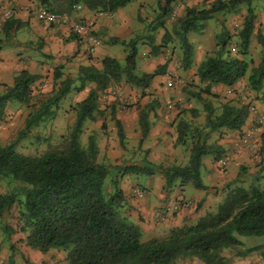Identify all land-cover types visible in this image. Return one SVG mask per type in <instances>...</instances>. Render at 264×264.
Wrapping results in <instances>:
<instances>
[{
    "label": "trees",
    "instance_id": "trees-1",
    "mask_svg": "<svg viewBox=\"0 0 264 264\" xmlns=\"http://www.w3.org/2000/svg\"><path fill=\"white\" fill-rule=\"evenodd\" d=\"M36 1L40 5L37 8L51 12L64 10L57 7L60 1ZM129 1L68 0L67 4L71 8L74 3L81 2L91 10L111 12ZM177 1H157L156 25H162L165 16L171 12L172 4ZM250 4L251 0H212L206 8L185 7L171 27V34L180 50L178 65L187 69L191 64L192 49L187 33H199L207 19L221 11L237 12L239 6L245 7V14L236 30L234 46L236 54L245 55L254 19ZM227 34L221 26L215 36V49L196 66L198 80L206 82L201 90L209 94L210 85L230 86L246 76L247 87L264 104V36L256 35L262 49L258 63L249 68L248 61L229 54ZM168 36L165 32L161 44L151 45V51L157 52L159 47L165 46L169 42ZM135 56L136 50L131 46L122 63L106 56L101 59L100 68L92 64L80 65L73 77L61 78L62 72L57 66L53 69L52 85L47 93H32L31 88L39 75L25 69L13 75L11 84H0V122L11 101H17L28 110L20 136L54 116L60 100L71 90L78 92L87 84H93L85 97L72 105L75 120L70 131L61 136L59 147L30 156L17 152L13 142L0 144V186L4 188L0 191V227L6 236L15 230L4 221L14 208L16 230L23 234L25 245L42 253L49 249L61 251L63 260L55 264H174L179 259L192 257L202 264H226L224 253L240 245L238 236L264 234V186L258 185L257 175L244 185L242 174L237 173L232 183L224 188L214 210L206 211L191 224L171 227L163 236L144 241L140 239V227L129 218L123 207L124 195L118 178L158 172L163 178L162 189L165 192L175 184L208 188L200 179L201 158L210 154L217 160L223 149L215 141L208 143L207 140L212 133L220 137L223 130H239L248 117L247 105L225 101L215 113L210 103H203L206 114L200 127L178 119L175 141L188 146L184 165L154 164L144 157L136 163L105 164L97 160L98 148L93 133L87 135L85 145L82 146L79 140L83 122L95 121L103 114L97 102L100 91L123 80L130 88L144 94L150 80L164 72L168 61L166 59L163 64L156 65L151 72L137 73ZM110 119L118 144L124 148L122 126L113 107L110 108ZM137 123L140 144L149 128L146 110L138 111ZM259 153L264 160V135ZM261 166L264 168V163ZM106 176L111 186L104 192L102 186Z\"/></svg>",
    "mask_w": 264,
    "mask_h": 264
},
{
    "label": "crops",
    "instance_id": "crops-1",
    "mask_svg": "<svg viewBox=\"0 0 264 264\" xmlns=\"http://www.w3.org/2000/svg\"><path fill=\"white\" fill-rule=\"evenodd\" d=\"M67 1L56 0L60 3L57 7L64 9L61 12H66L75 19H84L99 11L91 10L81 2L74 3L79 4L80 9L73 10L72 6L68 7ZM157 1L130 0L111 12H101L93 25V34L100 39L101 44L89 51L87 44L74 37L66 25L47 24L36 19L32 13L40 7L36 0H0V12L5 9L11 11V16L0 26V84H11L13 75L25 69L29 73L39 75L31 88L32 93L48 92L52 85V72L55 67H60L61 78L73 77L80 65L92 64L100 68V61L106 56L122 63L131 46L136 50L137 73L151 72L156 65H161L168 59L164 72L153 76L145 87L144 94L135 88H130L123 80L111 83L106 89L100 91L97 102L103 114L95 121L85 120L81 134L87 136L93 133L97 137L99 145L97 160L105 164L136 163L144 157L154 164L184 165L188 158V146L175 141L177 136L175 125L178 119L200 127L206 114L203 103H210L214 108L213 100H221L223 103L231 98H234V101L241 100L240 103L243 104L247 103L248 108L251 102L256 109V114L264 111V104L256 99L254 92L247 87L246 76L230 86L210 85V92L206 94L201 90L206 82H200L195 75L198 63L215 49V36L220 32L221 26L229 35L226 46L229 54L248 61L249 68L255 66L262 49L256 40V35L264 36V9L253 11V29L245 55L236 54L234 46L236 30L240 28L245 14V7L239 6L237 12L221 11L209 18L215 20L218 26L212 32V36L207 37L204 33L209 19L204 22V27L199 33H187V40L192 49L191 64L187 69L178 65L177 69L173 70V62L169 58L178 59L180 50L171 34V27L183 14L185 7L206 8L212 0H179L172 4L171 12L165 16L160 26L156 25L155 19ZM165 32L169 34V42L159 47V51L152 52L151 45H160ZM119 44L121 50L118 48ZM165 55L168 57L164 58ZM169 75L177 78L171 87L165 85ZM120 86L122 88L128 86L133 95L138 92L137 98H134L135 102L130 101L131 105L127 108L129 112L117 110L114 99L109 95ZM90 87H93V84H87L78 92L71 90L62 98L68 110L72 111V105L83 99ZM198 99H201V102H198ZM100 102L106 105L103 106ZM9 103L6 109L10 108ZM170 103L175 105L173 109ZM165 104L167 108L164 107ZM13 107H11L13 113L24 120L28 110L18 102L15 108ZM112 107L113 111L117 110L114 113L122 126L124 148L119 147L118 141H115L116 143L111 141L108 144L104 139L106 132L102 123L103 120L106 121L107 116L110 118ZM141 109L147 111L149 128L142 142L138 144L140 129L137 119L138 111ZM217 111L215 108L214 112ZM253 116L255 114L248 113L247 119L239 130H223L221 136H216L213 140L223 149L220 158L225 160L226 170L222 168L224 169L222 171L218 168V159L215 160L212 155L207 163H204L201 158L199 174L201 182L208 186L206 189H197L190 184L183 186L175 184L165 192L162 189L163 178L158 172L143 175V181L134 175L118 178L119 187L124 195L123 207L129 218L138 224L142 234L148 237L163 236L171 227L191 224L206 211H211V207L216 205L223 194L221 190L212 189L210 186L214 185L216 180L228 178L233 171L235 175L237 161L242 159L248 162L245 151H241L240 140L235 135L249 127L251 124L249 122L254 120ZM110 123L113 126V121ZM104 124L108 125V122ZM112 126L107 127V130H111V133L114 130L113 133L116 135L115 127ZM214 135L216 133H212L211 137ZM230 136L233 138H229ZM127 141L129 144L135 142L136 146L127 149L125 143ZM207 142L209 143L210 140ZM136 188L141 189L137 196ZM16 231L18 230L15 229L6 236L0 227V264H3L6 259L13 264H55L63 260L64 255L61 251L49 249L42 253L27 247L23 241V235H17ZM239 240V246L225 251L226 264H264V242L244 245L240 237ZM174 264H202V262L192 257L179 259Z\"/></svg>",
    "mask_w": 264,
    "mask_h": 264
},
{
    "label": "rangeland",
    "instance_id": "rangeland-1",
    "mask_svg": "<svg viewBox=\"0 0 264 264\" xmlns=\"http://www.w3.org/2000/svg\"><path fill=\"white\" fill-rule=\"evenodd\" d=\"M251 6L254 10H263L264 9V0H251ZM217 23L215 22V20L213 19H209L206 22V26H205V31L204 33L206 34V36H212V32L215 31V29H217ZM177 46L178 43L176 42ZM170 45V44H169ZM118 48L121 50V45H118ZM139 51V48L137 49ZM138 51H137V55H138ZM136 57V56H135ZM138 57V56H137ZM168 57L167 55L164 56V58ZM138 59V58H137ZM169 59L172 60V65H173V70H176L178 67V59H176V57H170ZM175 77V76H173ZM175 79H177L175 77ZM33 87V86H32ZM130 92V93H129ZM40 93H47V92H40ZM34 95L39 94V92L35 91L33 93ZM114 100V102L116 103V106L118 107L117 110H123L124 112H129V110H127V108L130 107V101H133L132 103L135 102L134 98H137L136 95H138V92H136L135 95H133V92L131 93V89L128 86H125V88H122L121 86L115 90H113V93L109 94ZM198 102H201V99L197 100ZM214 101V108H219V106L221 105V100L218 101ZM228 101H230L231 103H235L237 105H247V103H240L241 100L238 101H234V98L228 99ZM16 101H11V103H9V107H7L6 111H5V115L3 118V121L0 122V144L4 145L7 144L8 142H13L14 143V148L17 152L23 154V155H30L33 156L35 154L41 153L42 151L49 149V148H57L60 146L61 143V136L68 133L70 131V127L73 124L74 120H75V115L73 113V111L68 110V108L65 106V102L64 99H62L59 102V109L56 111L55 115L52 116L51 118H47L44 121H42L41 123H39V125H37L36 127L31 128L28 132H26L23 136H20V130L23 128V124H24V120L19 118V116H17L15 113H13V110L11 107L15 108L16 106ZM101 105H106L103 102H100ZM172 105L171 109H173V103H170ZM251 107L254 108V112H251L249 110V113L255 114V116H253L254 120H251L249 123H251L249 125V127L244 130L242 133H238L236 134V138L238 140H240V136L245 132V131H249L251 133V142L254 145V150L252 152L251 150V143H249V145H244L241 144V151H245V156L248 160V162L243 161L242 159L237 161L236 166H237V172H235L234 175V171L231 172L232 174L228 175V178H225L224 180H216L214 181V185L210 186V188L212 189H216V190H221L222 194L224 193V188L232 183V178L235 179L237 173L242 174V177L244 179L243 184L246 185L247 183H249L250 181H252L253 176L257 175L259 177L258 180V185L259 186H264V168L261 166L264 163V160H262L260 158V153H259V146L261 144V139H262V135H264V111L260 112L259 114H256L257 112H255V107L253 106V104L250 102ZM165 108L166 104L164 105ZM120 108V109H119ZM117 110L114 112L116 113ZM114 113V114H115ZM116 116V114H115ZM112 120L107 116L106 117V121L103 120V123H107L108 125L104 124V130H105V142L106 143H111L117 142V136L113 133L114 130H112V133L110 132L111 130H107L110 126H112V124L110 123ZM108 127V128H107ZM114 127V124L113 126ZM107 130V131H106ZM95 136V135H94ZM217 135H214L210 138V141H213L214 139H216ZM226 137V136H225ZM86 135H79V140L83 145L86 144ZM229 138H233V136H230ZM95 140L97 142V137H95ZM116 141V142H115ZM127 145V149L130 147L131 149L136 146L135 142H132L131 144H129V142H125ZM98 143H97V148H98ZM120 147V146H119ZM129 148V149H130ZM211 155H204L202 157V161L204 163H207L210 159H211ZM123 164V163H121ZM115 165V164H113ZM172 165V164H171ZM225 167V166H224ZM224 167H218L219 169H221L222 171L225 169ZM242 167V168H241ZM224 168V169H222ZM226 170V169H225ZM132 175V174H130ZM144 174H137L134 176H138L139 179L141 181L142 177ZM125 176V175H124ZM231 179V180H229ZM226 180V181H225ZM221 181V182H220ZM110 183H109V177L106 176L104 181H103V190L104 192L108 191L110 189ZM4 188L1 185L0 186V191H3ZM136 191H141V189L136 188ZM135 191V195L137 196L138 193H136ZM124 206V205H123ZM215 205H213L211 207V210H214ZM4 221L10 225L12 228L16 229V221H15V209L12 208L10 210V213L8 214V216L5 217ZM15 233H17V235L21 236L23 235L22 233H20L19 231H16ZM3 235V234H2ZM240 237V239L242 240V242L244 243V245L247 244H253V243H263L264 242V235L262 234V236H238V238ZM150 237H148L146 234H142L141 233V237L140 239L142 241L148 239ZM58 251V250H57ZM46 256V255H45ZM43 263V262H42ZM3 264H13V262L8 261L7 259L4 261ZM39 264V263H38Z\"/></svg>",
    "mask_w": 264,
    "mask_h": 264
},
{
    "label": "built area",
    "instance_id": "built-area-1",
    "mask_svg": "<svg viewBox=\"0 0 264 264\" xmlns=\"http://www.w3.org/2000/svg\"><path fill=\"white\" fill-rule=\"evenodd\" d=\"M73 10H79L80 5L79 4H73L72 5ZM33 15L36 17V19L43 21L47 24H64L68 27V29L73 33V35L81 40L82 42L87 44V49L90 51L93 47L99 46L101 44V41L99 38H97L93 34V25L95 23L96 17L101 14V12H96L95 14H92L90 17L84 18V19H75L71 17L66 12H51L44 8H37L32 11ZM11 16V11L9 9H5L0 12V26ZM175 77L169 75V78L165 82V85L167 87H171L173 83L176 81ZM113 93V92H112ZM169 106V105H167ZM249 110L251 112L254 111L253 107H249ZM240 143L244 145H249L251 142V133L249 131H245L240 136ZM252 152L254 150V145H251ZM218 165L220 167L225 166V160L223 158L218 159ZM136 193L139 194V191H136Z\"/></svg>",
    "mask_w": 264,
    "mask_h": 264
}]
</instances>
